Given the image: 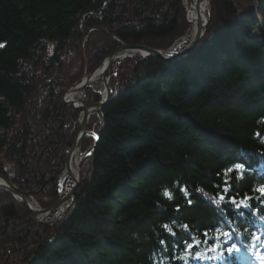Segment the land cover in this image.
Masks as SVG:
<instances>
[{"label":"trees","instance_id":"16d2710c","mask_svg":"<svg viewBox=\"0 0 264 264\" xmlns=\"http://www.w3.org/2000/svg\"><path fill=\"white\" fill-rule=\"evenodd\" d=\"M206 13L184 57L113 61L110 101L90 115L59 220L33 219L0 188V264H264L254 191L264 185V0H208ZM187 27L182 0H0V174L39 188L30 203L53 204L78 125L61 95L84 55L91 67L121 43L167 49ZM85 91V102L100 100L97 84ZM235 164L243 180L224 175ZM244 195L249 207L228 203ZM186 243L192 255L180 259Z\"/></svg>","mask_w":264,"mask_h":264},{"label":"water","instance_id":"95a60500","mask_svg":"<svg viewBox=\"0 0 264 264\" xmlns=\"http://www.w3.org/2000/svg\"><path fill=\"white\" fill-rule=\"evenodd\" d=\"M206 1L208 3V0H194V7L197 10V17H196V28L193 35L189 38L188 42L185 44L183 48L176 51L173 54H167V50H161V49H155L151 48L145 45H137V44H128V43H121L111 49L109 52L106 53L104 58L100 60L88 73H84L85 78L83 79L84 75L77 79L73 84L67 88L63 94L61 95L60 104H69L73 105L75 109H77L80 112L81 120L77 125V131L75 135V139L72 143V145L69 147L66 155L65 160V171L67 172L68 176L73 181V184L66 195H61L57 198V200L51 204L48 207L43 208H32L31 204L28 202L27 197L32 196L33 194L37 193L39 191L38 188L33 189L31 191H23L21 190L16 184L12 183L6 176L0 174V188L5 189L6 191L10 192L12 195L17 197L22 203H24L32 215L35 217L44 215L46 213L54 211L59 205H61L63 202H65L67 199H73V195L75 192L76 186L79 184V175L76 173H73L71 170V158L72 156L79 150L83 137L87 132L88 123L90 115L93 111L101 108L105 104H107L110 101L112 90L109 83V76L106 75L107 71L109 70L111 64L113 61L117 58H121L124 56H133L135 54H139L141 56H156L159 57L165 61H172L181 57H184L190 50L194 48L197 42L200 41L202 36L205 33L206 24L208 22V15H205L204 18L201 17L200 13L198 12L200 4ZM192 0H187V5L185 9L188 7H191ZM203 20V21H202ZM187 23L189 24V21L187 20ZM102 68L101 73V83L104 88V95L101 94V99L95 103H86L83 101V99H78L79 105H76L75 101H69L66 98L67 93L72 92L73 90H81L85 86H87L89 83L94 82L95 80L92 79L93 73L99 68ZM42 184V181L40 182V185ZM42 220V219H41ZM59 219L53 218L51 219V223L57 221Z\"/></svg>","mask_w":264,"mask_h":264},{"label":"snow or ice","instance_id":"6c2138e0","mask_svg":"<svg viewBox=\"0 0 264 264\" xmlns=\"http://www.w3.org/2000/svg\"><path fill=\"white\" fill-rule=\"evenodd\" d=\"M0 47H3L2 44H0ZM259 135V134H258ZM231 173H235V180L240 181L244 179V166L242 164H235L233 167H230L228 169L225 170L224 175L225 176H230ZM224 187H223V192L224 193H228L230 191V184H229V180L225 179L223 181ZM185 191V195H187L186 190ZM254 191L258 192L260 194L261 197H264V185H261L260 187L256 188ZM164 195L171 199L172 198V194L170 192H168L167 190L164 192ZM259 198V197H257ZM253 199V197L248 196V195H244L242 199H240L239 201L237 200V198L235 196L229 197L228 198V203L235 206V208L237 209H241V208H246L249 207L250 204L249 202ZM225 200V195H220L218 199H216L214 202L217 205H220V203L222 201ZM190 202V201H189ZM242 215V213H241ZM164 228L169 232L172 233V229L165 225ZM184 230L187 231L188 230V226L184 225L183 226ZM174 234V233H172ZM245 235H247V233H244ZM232 233L230 232H223L222 236L224 238H231ZM218 239L220 238V236L217 237ZM252 239L254 241V243L250 246L251 248H255L257 245H259L261 237L257 236V235H253ZM221 247L220 245H216L215 247H213L212 249H210V251H216L217 248ZM194 245L186 243L185 248H184V252H185V256L180 257V259H185L188 258L192 255V251H193ZM226 252H228L229 254H231L233 251H239V248H237L236 245H232L231 247L225 249ZM196 259H201L202 257L200 255H196L195 257ZM257 258L264 260V255L261 254H257Z\"/></svg>","mask_w":264,"mask_h":264},{"label":"bare ground","instance_id":"6f19581e","mask_svg":"<svg viewBox=\"0 0 264 264\" xmlns=\"http://www.w3.org/2000/svg\"><path fill=\"white\" fill-rule=\"evenodd\" d=\"M185 7L187 5V0H182ZM192 6L188 7L187 10V20L189 21V29L187 31L188 37H191L193 35V33L195 32V28H196V17H197V10L194 7V0H192L191 2ZM206 1H203L200 6H199V10L198 12L200 13L201 17L204 18L206 14ZM203 21V20H202ZM101 73H102V68L99 67L92 75V79L94 80H99L101 77ZM85 78V75L83 77V79ZM102 94L104 95V88H102ZM78 90H73L72 92L67 93L66 95V99L69 101H77L78 100ZM77 99V100H76ZM84 101V99H83ZM85 102V101H84ZM78 104V101L76 102ZM79 105V104H78ZM76 155H73L72 158V162H71V170L73 173H75L76 175V165H77V159L75 158ZM68 176V175H67ZM64 178V177H63ZM70 178V177H68ZM71 179V178H70ZM1 182V181H0ZM71 188V187H70ZM69 188V189H70ZM68 189V191H69ZM68 191H63L61 190L59 193H61V195H66ZM32 208H35L34 206H31Z\"/></svg>","mask_w":264,"mask_h":264},{"label":"rangeland","instance_id":"374dc122","mask_svg":"<svg viewBox=\"0 0 264 264\" xmlns=\"http://www.w3.org/2000/svg\"><path fill=\"white\" fill-rule=\"evenodd\" d=\"M182 4H183V8H184V12H185V20L187 21V10L185 9V5H184V3H183V1H182ZM206 7L208 8V5H206ZM206 8V9H207ZM207 14V13H206ZM187 25H188V27H187V29H186V31H185V33L182 35V36H180L179 38H177V39H175L174 41H173V43H172V47H176V48H174L173 49V53L174 52H176V51H178L179 49H181V48H183L184 46H185V44L187 43L186 42V40H182V37L183 36H185V34H187V31H188V29H189V24L187 23ZM181 40H182V42H181ZM179 43H181L180 45H178ZM170 46V47H171ZM168 49V48H167ZM167 49H165V50H167ZM106 55V54H105ZM104 58V57H103ZM102 58V59H103ZM101 59V60H102ZM100 61V60H99ZM98 61V62H99ZM97 62V63H98ZM97 63H95L93 66H89L88 65V63H87V61H86V57H85V55H84V69H83V72H82V74H81V76L80 77H82L83 75H84V73L86 72V73H88V72H90V70L97 64ZM112 65V64H111ZM111 67V66H110ZM109 70H110V68H109ZM109 70L107 71V73H106V75L107 76H109V81H110V73H109ZM79 77V78H80ZM78 78V79H79ZM75 82V81H74ZM73 84V83H72ZM71 84V85H72ZM95 84H97V86H98V88H99V90H100V99H101V93H102V88H103V85H102V83H101V77H100V79L99 80H95L94 82H91V83H89L87 86H90V85H95ZM70 85V86H71ZM69 86V87H70ZM87 86H85L83 89H81V90H79L78 91V97L77 98H84V96L86 95V91H85V88L87 87ZM68 87V88H69ZM66 99V98H65ZM86 103H88V102H86ZM93 103H95V102H93ZM66 105H69V104H66ZM71 106H73V105H71ZM74 107V106H73ZM78 116H79V114H78ZM78 116H77V120H78ZM88 129V128H87ZM67 151H68V149H67ZM79 155H80V153H79ZM79 158H80V160H81V156H79ZM61 173H60V177H61ZM65 180L63 181V182H61L62 183V188H61V190H63V191H68V189H69V187H68V178L66 177V178H64ZM70 183V182H69ZM59 188H60V186H59ZM39 189V188H38ZM61 190H59V192L61 191ZM36 194V193H35ZM35 194H33V195H35ZM61 196V193H57V198L58 197H60ZM57 200V199H56ZM55 202V201H54ZM35 206H37V204H35ZM41 207H43V206H41ZM31 216L33 217V219H35V220H38L37 218H36V216L34 217L33 215H32V213H31ZM54 218V216H52V217H49L46 221H44L45 223H50V221H51V219H53ZM39 221V220H38ZM49 221V222H48ZM4 264V263H3Z\"/></svg>","mask_w":264,"mask_h":264},{"label":"built area","instance_id":"2783aa9c","mask_svg":"<svg viewBox=\"0 0 264 264\" xmlns=\"http://www.w3.org/2000/svg\"><path fill=\"white\" fill-rule=\"evenodd\" d=\"M63 177H65V173L64 172H62V175H61V177H60V181L62 182L63 181ZM61 188H62V185L60 186V190H61ZM62 210H63V208H60L58 211H57V213H58V215H60L61 213H62Z\"/></svg>","mask_w":264,"mask_h":264}]
</instances>
